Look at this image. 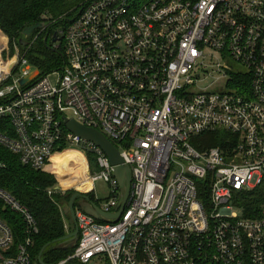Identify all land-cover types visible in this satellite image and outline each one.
Masks as SVG:
<instances>
[{
	"label": "built area",
	"instance_id": "obj_1",
	"mask_svg": "<svg viewBox=\"0 0 264 264\" xmlns=\"http://www.w3.org/2000/svg\"><path fill=\"white\" fill-rule=\"evenodd\" d=\"M54 35L52 48L66 55L59 71L42 76L18 54L0 60V147L37 171L57 153L94 155L99 170L88 164L84 176L91 189L79 190L82 177L70 189L93 192L106 214L122 206L115 168L66 121L101 132L132 171L119 220H96L84 200L75 207L77 247L59 264H264V204L238 206L264 187V0H89ZM219 130L232 136L226 148L192 144ZM100 181L110 187L105 200ZM7 207L25 223L18 247ZM38 233L30 210L0 188V264H32Z\"/></svg>",
	"mask_w": 264,
	"mask_h": 264
},
{
	"label": "trees",
	"instance_id": "obj_2",
	"mask_svg": "<svg viewBox=\"0 0 264 264\" xmlns=\"http://www.w3.org/2000/svg\"><path fill=\"white\" fill-rule=\"evenodd\" d=\"M88 1L0 0V46L3 45L7 37L10 56H13L15 49L19 48L21 57L26 58L30 66L40 71L42 76L61 70L65 65L66 55L63 48L59 50L52 48L53 39L51 40V37L58 32L60 26H67L68 22L77 18ZM47 38L49 41L46 45ZM6 70V64L0 63V79ZM229 141H232V136L226 131L219 130L194 139L192 144L199 151H204L218 147L224 149ZM63 151L64 146L60 148L59 153ZM67 158H74L71 151L61 155L63 161ZM87 159L92 174L99 170L94 155L88 154ZM56 160L61 161L59 158ZM0 164L6 166L5 169L0 168V188L26 206L38 225L39 233L30 250L31 263L59 264L67 260L74 254L77 246L67 248L68 243L62 241L65 236L76 230L71 215L65 213V210L76 191H67L65 194L58 192V188L61 187L60 180L50 172L51 164L46 171L25 167L16 155L1 147ZM201 187H204L206 191L208 184L203 183ZM78 188L87 192L91 189V184L86 182ZM51 190H55L57 193L50 195L49 191ZM85 196L93 202V192H88ZM263 204L264 187L244 198L242 202L238 203V206L249 209V211L255 208L260 211ZM75 207H79L77 201ZM2 217L11 227L15 239L14 246L18 247L26 237V228L22 217L13 213L8 207L7 210L2 211ZM66 222L69 223V233L65 228ZM45 246L48 247L40 260V252ZM66 264L81 263L71 261Z\"/></svg>",
	"mask_w": 264,
	"mask_h": 264
},
{
	"label": "water",
	"instance_id": "obj_3",
	"mask_svg": "<svg viewBox=\"0 0 264 264\" xmlns=\"http://www.w3.org/2000/svg\"><path fill=\"white\" fill-rule=\"evenodd\" d=\"M56 36V35H54ZM49 38L45 40L46 45L48 44ZM53 41L56 42L57 39L54 37ZM32 75L28 78H24L20 81V85L24 87L32 80ZM66 126L70 132L73 134L95 144L97 147L101 148L102 151L107 155L110 160L111 165L114 169V177L119 183L121 193H122V206L119 212L113 214L104 213L96 204L92 203L88 197L81 193H76L73 195L69 201V205L65 210V213H69L75 224L76 230L74 233H69L65 236L62 241L67 242V248L77 246L79 229L76 222V210L75 203L77 199H82L84 202L80 204L81 209L88 215L94 217L98 221H109V220H119L121 217L127 201L130 196L131 182H132V171L131 168L124 164L122 157L120 155L117 147L109 141L101 132L85 127L75 121H66ZM48 246H45L39 255L40 260L42 255Z\"/></svg>",
	"mask_w": 264,
	"mask_h": 264
},
{
	"label": "rangeland",
	"instance_id": "obj_4",
	"mask_svg": "<svg viewBox=\"0 0 264 264\" xmlns=\"http://www.w3.org/2000/svg\"><path fill=\"white\" fill-rule=\"evenodd\" d=\"M143 1V0H140ZM65 26H60L58 28L57 31H61ZM53 36V35H52ZM52 40V39H51ZM8 38L6 37V41L3 43L2 46H0V60H2L3 62H6L8 59H11L14 55L18 54L19 57L21 56V52L19 50V48L15 49V54L13 56H10V51H9V47H8ZM6 54V55H5ZM235 69L236 70H242L243 67L240 65H235ZM38 75V72H34L32 74V78L36 77ZM59 77L55 76L51 78V82L53 85H56L58 82ZM211 83V80L207 81V84ZM206 82H204V84H200L199 86L201 87V89L205 88ZM215 92H226V90L224 89V87H222L221 85H216ZM68 116H72V114L70 112H67ZM65 154V153H64ZM62 154V155H64ZM85 159V158H84ZM85 164L87 166L88 169V159L85 160L84 162H79L77 158H67L65 161L62 160V175L59 177H57L60 181H68L71 178H75L76 175H80L81 172L85 171ZM90 165V164H89ZM87 173V172H86ZM86 175V174H85ZM60 186H61V182H60ZM68 188H75V183L69 187L70 185H66ZM62 188V186H61ZM95 189H96V197L100 200H105L108 197H110V187L107 183L105 182H98L95 185ZM68 191H70L69 189H66ZM80 199L77 200V204H80ZM70 229V227H69ZM69 233V230L67 231ZM91 264H104V262L100 263L99 261H94Z\"/></svg>",
	"mask_w": 264,
	"mask_h": 264
},
{
	"label": "crops",
	"instance_id": "obj_5",
	"mask_svg": "<svg viewBox=\"0 0 264 264\" xmlns=\"http://www.w3.org/2000/svg\"><path fill=\"white\" fill-rule=\"evenodd\" d=\"M56 158H59L61 161H58L56 160ZM62 159H61V154H55L53 159H52V162H51V165L49 167V170L51 173L55 174L57 177L60 178V176L62 175ZM87 171V166L85 164V171L81 172L80 175H82L84 172ZM66 185H70V184H64L63 183V188L64 189H70L68 188ZM72 185H70L69 187H71ZM72 189V188H71ZM70 189V190H71ZM68 191V190H67ZM82 201V200H81Z\"/></svg>",
	"mask_w": 264,
	"mask_h": 264
},
{
	"label": "bare ground",
	"instance_id": "obj_6",
	"mask_svg": "<svg viewBox=\"0 0 264 264\" xmlns=\"http://www.w3.org/2000/svg\"><path fill=\"white\" fill-rule=\"evenodd\" d=\"M71 153L73 154V156H74V158H77L78 159V161L79 162H84L85 161V159H84V157H83V155L82 154H78V153H75L74 151H71ZM87 172V171H86ZM86 172H84L82 175H76V177L75 178H80V177H82V179L84 178V176H85V174H86ZM84 180H85V178H84ZM86 182H88V181H84V183H86ZM61 183L63 184H70L69 183V180H68V182L67 181H62L61 180Z\"/></svg>",
	"mask_w": 264,
	"mask_h": 264
},
{
	"label": "flooded vegetation",
	"instance_id": "obj_7",
	"mask_svg": "<svg viewBox=\"0 0 264 264\" xmlns=\"http://www.w3.org/2000/svg\"><path fill=\"white\" fill-rule=\"evenodd\" d=\"M80 200H82V199H80Z\"/></svg>",
	"mask_w": 264,
	"mask_h": 264
}]
</instances>
